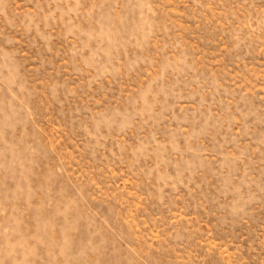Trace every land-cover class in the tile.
Segmentation results:
<instances>
[{
	"label": "rangeland",
	"instance_id": "obj_1",
	"mask_svg": "<svg viewBox=\"0 0 264 264\" xmlns=\"http://www.w3.org/2000/svg\"><path fill=\"white\" fill-rule=\"evenodd\" d=\"M0 264H264V0H0Z\"/></svg>",
	"mask_w": 264,
	"mask_h": 264
}]
</instances>
